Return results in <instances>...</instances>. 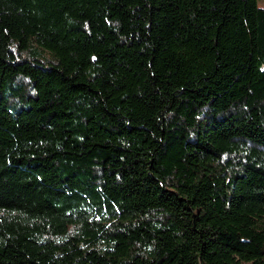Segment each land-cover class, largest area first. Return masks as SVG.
Returning <instances> with one entry per match:
<instances>
[{"label": "trees", "instance_id": "trees-1", "mask_svg": "<svg viewBox=\"0 0 264 264\" xmlns=\"http://www.w3.org/2000/svg\"><path fill=\"white\" fill-rule=\"evenodd\" d=\"M0 264H264V0H0Z\"/></svg>", "mask_w": 264, "mask_h": 264}]
</instances>
